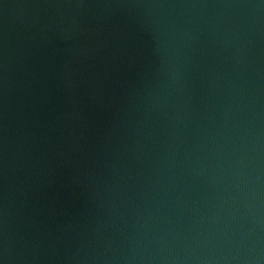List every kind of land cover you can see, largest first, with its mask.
<instances>
[{"label": "water", "instance_id": "obj_1", "mask_svg": "<svg viewBox=\"0 0 264 264\" xmlns=\"http://www.w3.org/2000/svg\"><path fill=\"white\" fill-rule=\"evenodd\" d=\"M0 264H264V0H0Z\"/></svg>", "mask_w": 264, "mask_h": 264}]
</instances>
